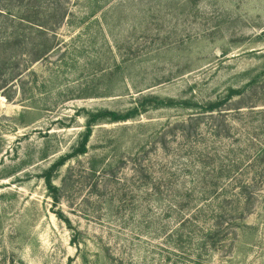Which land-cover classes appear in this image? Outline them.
Masks as SVG:
<instances>
[{
	"label": "rangeland",
	"instance_id": "1",
	"mask_svg": "<svg viewBox=\"0 0 264 264\" xmlns=\"http://www.w3.org/2000/svg\"><path fill=\"white\" fill-rule=\"evenodd\" d=\"M36 5L49 55L26 24L0 50V264H264V0Z\"/></svg>",
	"mask_w": 264,
	"mask_h": 264
},
{
	"label": "trees",
	"instance_id": "2",
	"mask_svg": "<svg viewBox=\"0 0 264 264\" xmlns=\"http://www.w3.org/2000/svg\"><path fill=\"white\" fill-rule=\"evenodd\" d=\"M25 1H28V4L26 5V9L24 10V14H14L13 12L10 13L9 15L12 18V22L15 24H17L16 29H14V34L12 33V35H9L8 37L2 39L0 38V50L3 46H9L12 43V40L14 39V35L19 39V43L17 42L16 44H21L23 42H25L26 38L25 36H23L22 34H17L18 31H22L23 26L26 24V26H30V28L32 29H36L38 32H40V34L42 36H45V40L46 42L44 43H36L34 44V49H36L35 52H33V54H31V62H37L39 60H41L42 58H45L49 55V53L52 51L53 48H51V44L50 43V38L47 37V35L45 34L46 28L50 29L51 27H53L51 24L52 20L51 18L54 16L53 14H44L43 11L41 10V8L37 7V3L43 1V0H18L19 4L21 5H25ZM9 13V12H8ZM4 14V13H2ZM7 14V13H5ZM5 24V23H4ZM17 34V35H16ZM240 91L239 90H234L231 89L227 95V97L225 98V100H218L215 102H207L206 104H204V106L198 104V103H193L190 101H184V102H175L173 100L170 101H163V100H159V99H155V106L154 107H160V106H173L175 104L178 105H183L184 107H188L190 105H192L193 107H200V108H205L207 111H215V110H219L220 107H222V105L224 104V102L227 100L232 99L234 96H236L237 94H239ZM191 107V106H190ZM143 109H146L143 107ZM140 111V108H134L133 110H131L128 114L126 115H116L114 114H110L113 117L114 121H120V120H126L128 118H130L133 114H138ZM98 115L93 114L92 117L90 118V120L88 121V127L87 130L85 131V133L82 135V139L81 142L79 144V146H77L74 150V153L72 154V156H77V155H81L87 152V145L88 142L90 140V137L92 135V129L93 126L96 124V122L98 121ZM66 158H62L60 159L52 168L51 171H53L56 167L61 166L64 162H65ZM51 172H49L46 176V180H47V184L51 186L52 183V176L50 174ZM228 185L231 184H227L224 186V188H226ZM241 187H246L247 188V183L246 182H241L239 184ZM233 186V185H231ZM228 190V189H227ZM223 217H225V214L220 215L219 217H217V229L215 231H210L211 235L215 236L217 235L218 240H223L227 234H224L226 232L225 226H224V219ZM214 233V234H213ZM210 235V236H211ZM220 238H219V237ZM223 237V238H221Z\"/></svg>",
	"mask_w": 264,
	"mask_h": 264
},
{
	"label": "bare ground",
	"instance_id": "3",
	"mask_svg": "<svg viewBox=\"0 0 264 264\" xmlns=\"http://www.w3.org/2000/svg\"><path fill=\"white\" fill-rule=\"evenodd\" d=\"M5 100V99H4ZM3 101V100H2ZM1 106V105H0ZM2 108V107H1Z\"/></svg>",
	"mask_w": 264,
	"mask_h": 264
}]
</instances>
